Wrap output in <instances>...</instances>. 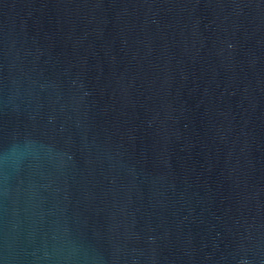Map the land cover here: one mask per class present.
<instances>
[{"label":"water","instance_id":"1","mask_svg":"<svg viewBox=\"0 0 264 264\" xmlns=\"http://www.w3.org/2000/svg\"><path fill=\"white\" fill-rule=\"evenodd\" d=\"M0 264H264V0H0Z\"/></svg>","mask_w":264,"mask_h":264}]
</instances>
